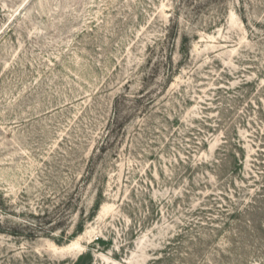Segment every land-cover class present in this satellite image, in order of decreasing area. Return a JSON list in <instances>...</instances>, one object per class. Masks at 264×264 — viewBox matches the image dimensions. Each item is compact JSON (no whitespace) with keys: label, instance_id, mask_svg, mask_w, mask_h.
Returning <instances> with one entry per match:
<instances>
[{"label":"rangeland","instance_id":"rangeland-1","mask_svg":"<svg viewBox=\"0 0 264 264\" xmlns=\"http://www.w3.org/2000/svg\"><path fill=\"white\" fill-rule=\"evenodd\" d=\"M180 9L0 0V264H264V0Z\"/></svg>","mask_w":264,"mask_h":264},{"label":"trees","instance_id":"trees-1","mask_svg":"<svg viewBox=\"0 0 264 264\" xmlns=\"http://www.w3.org/2000/svg\"><path fill=\"white\" fill-rule=\"evenodd\" d=\"M181 9L180 10H184V9H189L191 8L192 11L193 9L195 10L197 8V5L199 3V0H178ZM196 5V6H195ZM190 38L189 36H184L182 39V44H181V53L183 54V56L185 55V57L189 56V50H190ZM172 71V70H170ZM169 76L173 77V72H170ZM117 104H119L117 102ZM114 127L116 129L120 128V123L117 122V119L114 120ZM115 130H113L112 132H114ZM232 175V172H231ZM263 176H264V172H263ZM262 176V177H263ZM262 186L259 188L260 192H258L256 194V196H254L253 198H251V203L248 205V213H249V219L247 221V228L249 229V241L252 242V247L254 250L258 251V249H256L257 246H255V244H257L258 242H263L264 241V237H262L261 234L264 233V180H262ZM227 192L226 194L231 193L230 195H232V181L229 182V184H227ZM224 198V197H223ZM226 200V198H224ZM101 201V197L99 196L96 202V205L98 206L100 204ZM98 208V207H97ZM232 210V206L230 208ZM49 214V213H46ZM45 214V215H46ZM261 214L260 218H257L256 215ZM230 220L232 222V216H230ZM53 222H44L41 226L44 227H40L38 228V225H33L30 224L27 226L26 229L24 230H18L16 228H11L9 229L7 234H11L13 236H20V237H24V238H30V239H37L40 237L41 234L43 233H50V232H54L55 230L52 224ZM34 228V229H31ZM33 230V231H32ZM6 231L2 230L0 228V233L6 234ZM83 230H79V233H82ZM98 243L101 242L100 239L97 240ZM257 253V252H255ZM165 261L170 260L169 258H165L163 259ZM94 261V257L89 253V254H81L77 259L73 260L71 264H93ZM164 261V262H165ZM152 264H157V262H153Z\"/></svg>","mask_w":264,"mask_h":264}]
</instances>
